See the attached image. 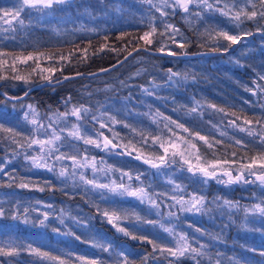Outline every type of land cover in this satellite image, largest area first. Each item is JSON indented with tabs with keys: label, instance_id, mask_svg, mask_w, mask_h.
<instances>
[{
	"label": "trees",
	"instance_id": "trees-1",
	"mask_svg": "<svg viewBox=\"0 0 264 264\" xmlns=\"http://www.w3.org/2000/svg\"><path fill=\"white\" fill-rule=\"evenodd\" d=\"M209 2L214 3L215 0ZM232 2L233 0H221L219 6L222 7L225 3L231 5ZM243 3L244 0H240L241 6ZM16 6L17 0H0V9L11 10ZM166 11L169 15L160 17L159 12L143 0H69L66 5L57 6L51 15H43L34 9L27 10L22 13L25 25L21 27L15 24L14 31L12 29L4 31L3 29L9 26L0 20V51L10 54L5 57L9 63L13 57L20 54L44 53L39 59L40 68H37L36 74L31 77L30 84L11 79L0 80V90L10 96L22 95L31 86L43 82L39 79L41 68L54 67L58 69L53 73L54 77H61V63L58 62V57L60 54L67 55L76 47L80 49L88 47L89 59L87 63H78L75 59L71 64L64 63L63 75L90 73L108 67L120 61L133 47L143 46L153 50L163 45L165 51L195 53L217 46L209 39L215 30L254 33L257 27H264L261 23L252 21H245L237 27L235 22L218 12L202 10L195 4L191 5L188 14L178 9L175 14L172 9ZM198 11L202 12L200 17L194 15ZM166 23L179 29L187 43L186 48L181 49L171 43L167 39V34L164 37L159 35L165 31ZM150 24H154L158 32L153 37L154 43L146 46L138 37L149 30ZM203 28L209 32L202 33ZM177 40H180L179 36ZM103 44H107L108 48L125 51L117 53L105 50L92 55ZM219 45L226 47L227 42L219 40ZM50 54L53 55L52 59H48ZM81 55L82 52H76V57ZM35 67L33 61H29L27 65H18L22 75H27ZM169 69L181 75L169 81ZM184 74H187V79H184ZM260 74H264V37L259 35L240 42L235 50L217 56L180 59L151 55L142 50L133 54L121 66L100 76L79 77L58 86L37 88L25 99L17 102L0 95V124L6 128H14L24 135H29L31 128L22 119L28 104L37 107L40 119L47 124V116L57 110L64 111L63 100L71 96V104H85L92 109L86 122V128L90 132L99 128V124L92 121L91 116L107 112L109 116L119 121L116 124L109 122V127L119 134L113 142L120 147L102 151L88 146L85 155L89 159L94 158L97 163L103 161L102 165L113 171L130 173L133 176L131 183L134 187L138 184L135 176L143 174L141 178L144 184L152 186L148 189L150 193H155L153 191L155 185L163 183L165 177L171 178L175 184L184 186L185 198L189 193L204 195L208 208L211 209L203 214L177 213L179 217L177 219L167 216L169 211H176L165 207L166 204L172 203L167 197H160L164 203L158 210L147 207V204H142L139 200L129 202L119 199L118 195L114 196L106 191L105 198L101 199L100 190L85 192L86 186L78 182L58 177L57 174L45 169L32 168L30 162L25 161L21 150H17L21 151L20 155H14L15 144H12L10 139H5L7 133L0 132V164H3L4 171L8 173L5 175L4 172H0V207L5 210V215L0 217V246L13 241L25 247L30 244L41 251L69 258L74 264H78L75 262L76 255L109 259V254L91 246L89 242L93 240L111 244L116 251L123 250L136 261V264H140L144 256L153 253L152 245L132 240L108 224L97 213L94 205L98 204L101 209H117L128 214L138 213L143 220L161 221V216L157 215L159 211L163 215L162 222L169 223L168 226L174 227L176 232L183 230L193 247L206 245V255L197 257L200 264H216L217 260L220 264H235L237 261L239 264H264V257L259 255L260 251H264V234L252 230L260 227L264 218L250 215L245 219L243 212L244 206L250 207L264 201V188L258 183L231 186L219 184L215 180L204 183L202 176L189 173L187 166L181 169L179 163L170 164L157 173L156 169L135 159L137 152L132 151L133 145L142 152L159 151L158 145H152L151 137L163 135L166 138L170 135L164 127L166 121L160 116H155L157 111L202 135L223 140L224 146H216L217 155L227 152L231 158L232 151H236L238 157L245 154L252 156L264 151V146L257 140L228 125L229 120L235 119L231 115L233 112L253 121L256 118H264V107H261L264 105V93L258 92L257 95H253L247 90H255L257 83L264 84V81L259 80ZM7 75L11 76L12 73L9 71ZM144 89L153 94L148 95ZM197 102L200 105L198 112L190 113L188 110ZM209 104L223 108L224 112L208 107ZM237 123L245 126L242 120ZM71 124L68 125L69 128ZM171 127L174 128V125ZM253 127L259 126L254 122ZM174 130L180 135H187L179 129ZM101 131L112 138L113 132L108 128ZM221 131L226 135L220 136ZM142 135L149 137L146 143L141 138ZM230 137L244 140L247 147L235 146ZM78 142L69 138L60 151L72 153L69 151L72 144ZM79 145L86 146L83 142H79ZM85 148H82V151ZM201 150L208 159L213 158L212 152L206 147H202ZM129 151L131 155L126 154ZM64 164L68 165V162H62L60 166ZM60 166L57 164V172ZM71 171L69 167V172ZM76 171L78 181L80 172L78 169ZM83 173L89 178L93 176L88 169L83 170ZM28 181L31 182L28 188L17 187L19 183ZM169 185L172 189L173 185ZM40 187H43L44 191H39ZM195 188L197 192H194ZM215 197L238 202L241 207L239 210L231 211L227 208H218L213 203ZM25 209L28 210L27 213ZM45 212L49 213L48 228H39L32 223L22 222L25 216L31 221L42 219L40 214ZM14 213L19 219H12ZM58 218H63L65 223L61 225ZM77 220L80 223H77ZM122 224L138 235L158 238L157 242L162 245L165 244L161 238L168 242L172 240L158 225L137 222L134 218L123 221ZM53 227L60 228L61 232L71 231L81 239L76 240L75 236L54 233ZM196 229L200 231L197 232ZM172 243L174 245V242ZM68 253H72V256L67 257ZM169 261H173V264H197V261L191 258L174 259L167 253L161 255L159 251L150 256L147 264H169ZM0 264H52V262L22 251L16 257L0 256Z\"/></svg>",
	"mask_w": 264,
	"mask_h": 264
},
{
	"label": "snow or ice",
	"instance_id": "snow-or-ice-1",
	"mask_svg": "<svg viewBox=\"0 0 264 264\" xmlns=\"http://www.w3.org/2000/svg\"><path fill=\"white\" fill-rule=\"evenodd\" d=\"M143 2L150 5L151 8H154L156 12H159L160 17H166L169 15L166 9H172L173 14L176 10H180L185 14L190 12V5L195 4L197 8L207 11H215L220 15L227 17L230 21L236 23L237 27L243 24L245 21H252L254 23L259 22L264 25V0H244L243 6L240 5V0H233L232 4L229 5L225 3L220 7L221 0H215L214 3H210L209 0H143ZM69 3V0H17V6L11 10L0 9L2 15H0V20L8 25L9 27L3 29L8 31L9 29L15 30V24H19L21 27L25 25V20L22 17V13L27 10L34 9L40 12L43 15H51L53 11L56 10L57 6L66 5ZM196 17L202 15L201 11L195 12ZM153 19H155L153 17ZM163 22V21H162ZM257 32H264V27H257ZM157 27L154 24L149 25V30L145 31L143 35L138 37L140 41H143L146 46H151L154 43L153 37L157 35ZM167 34V39L171 43L175 44L177 47L184 49L187 47V43L184 41L179 29L170 23L165 24V31L160 32L159 35L164 37ZM253 35L252 32H240L232 33L226 30H215L214 34H210L209 39H211L217 46L212 47L210 51L217 52L223 51L227 52L232 45H236L241 42L244 37ZM180 37V40H177V37ZM122 37H118L120 39ZM107 38H105L106 40ZM219 40L227 42L226 47L219 45ZM90 47V45H89ZM109 50L119 53L120 51H125L124 49H115L108 48L107 44L101 45L96 52H93L92 55H96L99 52ZM137 47H133L132 51L127 52L125 60L132 55V52L137 51ZM148 50L147 47L144 49ZM156 51L164 52L165 47L162 45L160 48H157ZM76 52H82L80 57H76ZM180 55H186L187 53L181 52ZM9 53L0 51V80H15L22 81L25 84L31 83V77L36 74L37 68H40L39 59L44 53L33 54L28 53L27 55L20 54L13 57L12 62L9 63L8 59L5 57L9 56ZM167 55L173 56L177 55L176 52L172 50L167 51ZM53 55H49L48 59H52ZM87 63L89 59L88 47L80 49L76 47L74 51H70L67 55L60 54L58 57V62L61 63V75L62 68L64 63ZM29 61H33L36 64L35 68H32V71L27 75L20 74V69L18 65H27ZM121 63V61H118ZM58 69L56 68H41L39 79L41 81H46L48 84H59L63 81L75 78L74 76H63V79H56L53 75ZM11 72L12 75H7L8 72ZM101 71H108V69H101ZM44 73H48L45 75ZM169 81H172L173 77H179L181 74L173 72L171 69L168 70ZM82 73L77 72L75 76H81ZM89 75H95L90 73ZM184 79H187V74H184ZM259 80L264 81V74L259 75ZM158 87V86H157ZM251 91L253 95L259 93H264V84H256V89H247ZM144 92L148 95L153 93L148 89H144ZM6 95V94H5ZM28 92L24 93V96H27ZM10 99H22L21 97H11ZM71 96L63 100L64 111H55L51 112L47 116V124H45L40 119V114L37 110V107L33 104H28L26 110L23 112V121L30 125V134L24 135L23 133L17 131L14 128H6L3 124H0V132L7 133L8 135L5 139H10L12 144H15L16 150H13L14 155L18 156L21 154V151L24 154V159L27 162H30L32 168L36 169H45L48 172L57 174L58 177L66 178L72 180L74 183H80L85 187V192L100 190L101 199L105 198V191L118 195L121 197L127 196L139 200L140 203H148L151 208L159 209L161 204L164 203L160 197H167L172 201L171 204H166L165 207L170 209H176V211H169L167 213L168 217H176L177 213H206L211 211L208 208L206 203V197L204 195H199L196 193H189L187 198L184 195V186L180 184H175L174 181L170 178L167 183L172 184L173 187L170 192H161V193H150L149 188L151 184L145 185L142 180L143 174H137L135 180L138 182L137 186H133L131 181L133 176L128 172L121 173V181L117 183L112 181L111 183H100L96 177L98 171H105L102 168H98L97 162L95 159H89L86 155L83 158H79L76 154L61 152L60 148L64 146L65 142L71 138L74 141H82L86 146H92L102 151H111L120 147L113 142V140L118 137V133L109 127V122L111 124L119 123L115 117L109 116L107 112H101L99 116L92 115V121L99 124V128L95 129L93 133H89L86 128V122L89 115L92 113V109L85 104H71ZM247 103V101H246ZM71 104V107L69 105ZM199 102L188 111L190 113H197L199 110ZM208 107L218 111L224 112L223 108L217 107L215 104H209ZM261 107H264L262 105ZM99 111V110H97ZM227 115V113H225ZM235 117L233 120L228 121V125L232 128L238 130L241 133H246L248 137L257 140L258 143L264 146V118H256L255 121L249 119L248 117L236 115V113H231ZM155 116H160L164 121H166L164 127L170 133L166 138L163 135L152 136V145H158L159 151L153 152H142L140 149L136 148L135 145L132 146V151L137 152V155L134 157L137 160H141L144 164H147L150 168L156 169L157 173L160 172L162 168H167L170 164L179 163L180 168L183 169L184 166H187V171L193 175L199 174L204 178V183H207L208 180H215L219 184L225 186H231L233 184H256L258 183L260 187L264 188V151L258 152L256 155L238 157L236 151L231 152V158H229L228 153L225 152L223 155H217L218 149L217 145L224 146V141L220 139H215L206 135H202L198 131H194L186 127L183 123H179L176 120L171 119L170 117L163 116L158 111L155 113ZM69 118H75V122L71 124V127H67ZM243 121V125L237 123V121ZM258 125V128H254L253 124ZM175 129H179L181 132L186 133L187 135H180ZM128 127V125H125ZM213 127H216L213 125ZM108 128L109 131L113 132L112 138H109L104 134L102 129ZM135 131V129H134ZM226 133L221 131L220 136H225ZM21 139H17V138ZM141 138L147 142L149 137L141 136ZM233 140L235 146H240L246 148L247 144L244 140L236 137H230ZM23 140V142H21ZM74 147V146H73ZM127 147V146H125ZM202 147H206L209 151L212 152V159H208L207 155L202 152ZM21 150V151H17ZM85 153L88 151L87 148L84 149ZM123 154V153H122ZM126 154L131 155V151ZM178 158V159H177ZM70 160L71 169L69 172V166L64 164L59 167L57 172V164L60 162ZM51 161V163H50ZM10 163V161H6ZM100 163H103L101 161ZM91 168L93 176L91 178L87 177L83 172L79 173L77 181V169ZM111 170L110 168L108 169ZM0 172H4L5 175H8L4 171L3 164H0ZM123 177H127L128 183L123 181ZM254 177V179H251ZM30 181L21 182L17 185L20 188H28L30 186ZM11 186V185H9ZM39 191H44L43 187L38 189ZM159 201V202H158ZM222 201V203H221ZM213 203L216 204L218 208H227L229 211L233 209H240L238 202H233L221 197H215ZM97 209V213L107 221L108 224L112 225L117 232L122 233L124 236L129 237L132 240H139L146 242L152 245L153 253L144 256L140 264H147L151 255L159 251L161 255L167 253L168 256L179 259L181 257H188L197 261V264H200L197 257H203L206 255V245L200 244L199 247H193L192 242H190L188 236L183 232H176L175 228L172 226H166L163 222V215L157 211V215L161 216V221L157 220H143V218L138 213L128 214L126 212L104 208L101 209L98 204L94 205ZM50 207V206H49ZM25 209V213H27ZM243 212L245 214V219L248 216H259L264 218V201L256 203L250 207L244 206ZM5 215V210L0 207V217ZM42 219L36 221H31L25 216L22 221L25 224L32 223L33 226L39 228H48L49 227V213H41ZM135 219L137 222H143L146 224H151L153 226L158 225L164 233H167L169 237L174 241L173 246L162 245L157 242L158 238H149L146 235H138L136 232L130 230L129 227L122 224L123 221H130ZM12 219H19V216L15 213L12 216ZM59 223L63 225L65 223L63 218H58ZM75 220V218H73ZM80 223V221H76ZM135 227V225H133ZM257 232L264 234V222L261 223L260 227L252 229ZM52 231L60 235H69L75 236V233L71 231L61 232L60 228L53 227ZM197 232L200 229H196ZM203 234V233H201ZM76 240H80V236H75ZM93 248H98L103 253L109 254V259L105 260L101 257H88L84 255H76L75 262L78 264H136V261L130 258L129 254H126L123 250L116 251L112 248L111 244L99 243L95 240L90 241ZM196 243H199L196 241ZM22 251H27L30 255L41 258L42 260L51 261L52 264H74V262L69 259L59 255H53L50 252L41 251L38 248H33L30 244L26 247L17 244L15 241L8 243L5 246H0V256L4 257H16L19 256ZM250 251H255L250 249ZM113 254H115L113 256ZM259 255L264 257V251H260ZM72 253H68L67 257H71ZM169 264H173V261H169ZM216 264H220V261L217 260ZM239 264V262H235Z\"/></svg>",
	"mask_w": 264,
	"mask_h": 264
},
{
	"label": "water",
	"instance_id": "water-1",
	"mask_svg": "<svg viewBox=\"0 0 264 264\" xmlns=\"http://www.w3.org/2000/svg\"><path fill=\"white\" fill-rule=\"evenodd\" d=\"M259 35L262 36V37H264V32H257V31H255V32L253 33V35H251V36H247V37H244V38L241 40V42H242V41H248V39H250V38H252V37H255V36H259ZM238 45H239V43L236 44V45H232L231 48H229L228 51L235 50V49L238 47ZM137 48H138V50L132 52V55L135 54L136 52H139V51H142V50L145 51V50H144L145 47H137ZM131 51H132V50H131ZM228 51H227V52H228ZM145 52H147V53H149V54H151V55L154 54V55H157V56H162V57L165 56V57H173V58H174V57H177V58H180V59H185V58H196V57H201V56H217V55H222V54L227 53V52H223V51L213 52V51H210V50H206V51H200V52H195V53H187L186 55H180L179 53H177V55L170 56V55H167V51L159 52V51H156V49H153V50H152V49H149V48H148V50L145 51ZM132 55L129 56L126 60H125V56H126V55H124L123 57H121V59H120L121 63L115 62V63L111 64L110 66H108V67H106V68H101V69H108V71H101V69H100V70H97V71H95V72H90V73H94L95 75H89L90 73L79 72V73H82L83 75H81V76H75V74H69V75H63V76H74L75 78H73V79H79V77H87V78H90V77H94V76H100L101 74H106V73H108V72H111V70H113V69H115V68L121 66V64L124 63L125 61H127L130 57H132ZM63 76L58 77V78H56V79H60V80H62V79H63ZM69 80H72V79H69ZM69 80H67V81H63L62 83H59V84H63V83H65V82H68ZM59 84H56V83L48 84L46 81H43V82H39V83L35 84L34 86H31V87L28 88L27 91H25V92H28V94H29L30 92H32V91H34V90H37V88L48 87V86H58ZM25 92H24V93H25ZM24 93H23L22 95L16 96V97H21L22 99H10L11 97H14V96H10V95H8V94L5 95L2 91H0V94H1L3 97L7 98V99L10 100V101H14V102H17L18 100H23V99H25L27 96H24Z\"/></svg>",
	"mask_w": 264,
	"mask_h": 264
},
{
	"label": "rangeland",
	"instance_id": "rangeland-1",
	"mask_svg": "<svg viewBox=\"0 0 264 264\" xmlns=\"http://www.w3.org/2000/svg\"><path fill=\"white\" fill-rule=\"evenodd\" d=\"M190 7H191V5H190ZM222 30H226V29H222ZM227 31V30H226ZM209 32V30L208 29H206V28H203L202 29V33H208ZM69 121H71V123H73V122H75V118H73V119H69ZM69 121H68V124H67V127H68V125L69 124H71V123H69ZM89 133H93V131L92 132H90L89 131ZM71 139V138H70ZM79 142H82V141H79ZM79 142L78 143H73L72 144V147L70 148V150L69 151H71L72 153H75V154H77V156H79V157H81V158H83V156H85V151L83 150L82 151V148H84V147H86V148H88V146H80L79 145ZM74 146V147H73ZM101 150V149H100ZM71 153V154H72ZM62 162H68V166L71 168V161L70 160H65V161H62ZM62 162H60V164H58V166H60L61 165V163ZM50 163H51V161H50ZM97 166H98V168H102V169H104L105 171H98L97 173H96V177L98 178V182H100V183H111L112 181H116L117 183H119L120 181H121V179H122V177H121V173L122 172H118V171H113V170H108L109 168L108 167H104L103 165H102V163H100V162H98L97 163ZM85 169H88L89 170V172L90 173H92V170H91V168H83V169H78V171L79 172H83V170H85ZM59 170V169H58ZM116 173H118L117 175H116ZM253 178V177H252ZM254 179V178H253ZM169 179H167L166 177L163 179V183L162 182H159V183H157L156 185H155V189H153V191L155 192V193H161V192H170V190H171V186L167 183V181H168ZM123 181L125 182H127L128 183V179H127V177H123ZM194 192H197V188H195V190H194ZM112 194V193H111ZM197 194V193H196ZM112 195H114V194H112ZM200 195V194H199ZM115 196V195H114ZM118 198L119 199H123V200H128L129 202H133V201H137L135 198H132V197H127V196H124V197H121V196H118ZM145 204H147V207H150L149 206V204L148 203H145ZM187 214H192V213H187ZM194 214V213H193ZM165 225L166 226H168L169 225V223H167L166 221H165ZM181 232H183V230L181 231ZM161 240H162V242H163V244H165V245H167V246H172L173 245V243L172 242H174L173 240H169L170 242H168V241H166L165 239H163V238H161Z\"/></svg>",
	"mask_w": 264,
	"mask_h": 264
},
{
	"label": "bare ground",
	"instance_id": "bare-ground-1",
	"mask_svg": "<svg viewBox=\"0 0 264 264\" xmlns=\"http://www.w3.org/2000/svg\"><path fill=\"white\" fill-rule=\"evenodd\" d=\"M125 55H127V54H125ZM106 68V67H105Z\"/></svg>",
	"mask_w": 264,
	"mask_h": 264
}]
</instances>
